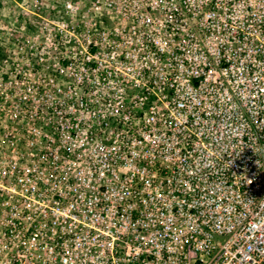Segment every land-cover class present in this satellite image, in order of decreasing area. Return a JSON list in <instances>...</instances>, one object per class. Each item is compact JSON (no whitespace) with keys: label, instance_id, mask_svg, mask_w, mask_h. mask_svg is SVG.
I'll return each mask as SVG.
<instances>
[{"label":"built area","instance_id":"obj_1","mask_svg":"<svg viewBox=\"0 0 264 264\" xmlns=\"http://www.w3.org/2000/svg\"><path fill=\"white\" fill-rule=\"evenodd\" d=\"M50 14L0 60V264H264V0Z\"/></svg>","mask_w":264,"mask_h":264},{"label":"rangeland","instance_id":"obj_2","mask_svg":"<svg viewBox=\"0 0 264 264\" xmlns=\"http://www.w3.org/2000/svg\"><path fill=\"white\" fill-rule=\"evenodd\" d=\"M63 0H0V60L3 51L11 47V41L5 36L15 33L18 37L31 40L35 32V22L42 18H49L53 7H61ZM15 31V32H14ZM2 32V33H1ZM19 32V33H16ZM13 42V41H12Z\"/></svg>","mask_w":264,"mask_h":264}]
</instances>
